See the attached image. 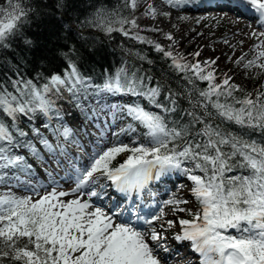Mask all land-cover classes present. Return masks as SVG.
<instances>
[{
	"label": "snow or ice",
	"instance_id": "6c2138e0",
	"mask_svg": "<svg viewBox=\"0 0 264 264\" xmlns=\"http://www.w3.org/2000/svg\"><path fill=\"white\" fill-rule=\"evenodd\" d=\"M208 2L211 0H163L170 8L183 11L201 5L208 10ZM241 5L250 7L264 27V0H227L226 3L215 0L214 3V7L221 11L229 6L237 8ZM128 6L135 9L136 0H131ZM57 7L63 9L64 0H58ZM29 12L18 0H9V8L0 9V48L9 47L10 38L18 35L21 27L28 22ZM114 15L105 9H97L86 23L108 34L122 31L125 36L129 33L124 31V24L138 27L135 20H112ZM146 15L155 18L156 10L149 5ZM116 23L121 28H114L113 24ZM252 35L259 39L264 32H253ZM166 38L173 39L171 35ZM134 39L144 42L138 35ZM31 43L25 40V44L30 46ZM262 46L264 41L254 47ZM155 48L172 60L171 67L183 72L189 83H193L188 75L189 70L198 79L208 82V88L199 91V98L193 100L189 93L190 109H179L175 98L177 93L170 89L164 97L170 106L161 103L158 99L161 86L149 87L145 81L150 82L151 77L138 75L139 70L130 71L126 66L107 74L102 84H93L90 78L80 73L68 53H61L68 63L63 76L53 74L41 87L31 80L22 79L12 81L14 92L0 85V184H10L11 180H15L33 193L38 192L37 186L21 180L20 174L32 175L31 165L25 156L14 151L25 149L37 160L44 159L33 139L29 138V133L19 126L22 116L29 121L34 120L37 114L46 118L43 127L57 141L56 148L65 157L64 163L72 166L74 158L60 143L61 139L75 144L87 154L84 145L73 139V129L66 124L62 112L56 107V101L51 98L53 95L59 98L62 90L70 93L88 120H98L100 114L107 110L113 121L130 118L134 122L120 132H114V136L135 132V124L144 129L145 138L143 143L133 140V146L120 143L101 153L94 152L88 167L75 168L72 194L86 195L89 197L87 200L64 202L60 197L69 195L64 191L58 194L53 191L35 201L31 196L0 195V264H164L146 241L149 233L137 230L131 223H114L113 214L101 207L90 211L93 208L91 198H100L103 193L85 190L96 184V173L107 177L118 191L130 193L143 189L151 179H158L168 172L187 175L193 182L192 195L200 208L199 213L192 214L191 221H180L182 235L175 237L177 241H190L193 250L201 256V264H264V144L245 135L225 131L219 124L211 122L220 119L241 129L264 133V101H261L264 93H258L255 99L251 98V94L238 98L234 92L242 90L230 85V78L224 79L222 84H215L213 72L206 71L199 63H181L183 57L178 60L160 45H155ZM194 55L199 56L200 53ZM260 58H264V51L258 53L257 59ZM215 62L205 61L204 64L210 67ZM253 65L264 69V64L256 65L255 60L248 61L245 68ZM105 95L143 97L164 115L148 111L139 103L101 105L100 100ZM88 96H92L97 104V107L91 108V115L81 103V97L87 99ZM221 97L224 98L223 102ZM178 110L182 113L181 118L169 121L168 114ZM183 115L188 117L187 122H182ZM53 119L56 121L55 127L52 126ZM31 134L53 156L57 166L63 167L48 137L34 126L31 127ZM101 136H104L103 130ZM122 153L130 154L119 166L110 167L111 161ZM185 164L191 167H184ZM237 169L241 170L240 175H228ZM155 219L158 217L146 218L144 223L151 224ZM150 239L167 251L159 243L161 237L155 229L151 230Z\"/></svg>",
	"mask_w": 264,
	"mask_h": 264
},
{
	"label": "rangeland",
	"instance_id": "374dc122",
	"mask_svg": "<svg viewBox=\"0 0 264 264\" xmlns=\"http://www.w3.org/2000/svg\"><path fill=\"white\" fill-rule=\"evenodd\" d=\"M214 3L215 0H211V2L207 3L208 10H205V6L201 5L198 8H191L189 11H183L170 8L163 3V0H136L137 14L134 16L133 20L136 21L138 27H134L133 36L135 37L138 35L143 38V41H151V44L154 47L155 45H160L164 51L171 52L173 57H176L177 59L182 53H184L186 47L192 46L194 50L196 49V53L198 52L200 55L192 60L183 59L187 64L199 63L206 71H212L213 74H215L212 70L214 65L211 64L213 66L210 69V67L205 65L204 62L216 61V66L220 67L222 71H225L226 69L227 73H229L231 70L230 73L235 75L234 78L236 80L245 82L247 81V78L250 79L255 77V85L258 86L257 91H260L259 93H264V69L256 67L255 65L248 69L245 68L248 61L252 60H255L256 65L264 64V58L257 59L258 53L264 51V46L261 48L254 47L257 44H260L261 41H264V37L260 36L259 39H257L252 35L253 32H264V29L258 28L257 19L255 25L253 23L249 24V21H245L243 17L238 16L228 8H225L224 11L215 8ZM221 3H225V1L221 0ZM149 5L156 10L155 18L146 15V10L149 8ZM165 13H169V15H165ZM181 17L184 18L182 19ZM167 35H171L173 39L168 40L166 38ZM241 57H243V60H241ZM238 60H240V63H237ZM261 101H264V95L261 96ZM130 103L131 102H129L128 99H125L122 96L109 98L104 96L103 99L100 100L101 105H124ZM93 107H97V104L95 103ZM77 112L82 114L81 108L77 107ZM71 114V110H68L66 114L67 118L64 119V121L73 129V139L78 140L80 144L84 145L87 154L77 148L75 144L64 142L63 139H61L60 143L64 145L66 151L74 158V165L70 166L67 163H64L65 157L59 154V148L54 147L56 148V158L64 164L63 167H58L54 162L53 156L47 151L45 153L40 152L44 159L42 161L35 160L36 167L33 170L31 169L32 175L24 176L23 174H20L21 180L27 181L28 185L37 186L38 192L33 193L30 188L21 186L15 180H11L10 184H0V195L11 193L17 197L31 196L33 201H35L53 191L57 192V194L60 191H64L69 193V195L60 197V200L64 202L73 200L75 196H82L87 200L89 197L86 195L80 193L72 194V189L75 187V168L84 169L88 167L91 163L90 158L94 152L101 153L102 151L120 143L133 146V140H136L137 143L144 142V129L135 124V132L119 136L113 135L114 132H120L122 128L127 127L129 124H133L134 122L130 118H117L113 121L111 115L105 110V112L100 114L98 120L96 118L91 120L85 118V126H83L84 123L81 122L83 120L80 116H78L79 120L77 114L76 116ZM88 115H91V112ZM106 124L109 125V127H105ZM102 130L104 131V136H101ZM46 137H48V134ZM20 152H23V150L20 149L19 152L16 151V154L20 155ZM129 154L130 153H122L119 155V160L121 161L120 164L124 162ZM184 167H191V165L185 164ZM49 173H51V175H49ZM169 173L171 174L172 179L168 180V183H163L165 186L162 187V189H160L159 184L157 186L151 185V187H153L148 188L144 192V197L145 195L147 196L145 200L143 198V202H141L142 200L140 201L139 198H134L137 203L130 205V207H126L128 209L126 212H130L132 216L127 223L133 224V222L136 221L137 224L133 225L137 230H145L149 235L151 230L155 229L161 237L159 243L164 245L167 251H165L164 248L158 247L151 239L147 241L152 242L156 248L155 251L157 255L163 259L162 261L164 264H195L199 261L201 256L194 254L189 249H193L190 241H187L188 243L183 246L182 241H177L175 239L177 235H182L180 221H191L193 219L192 214L199 213L200 211L199 205L191 191L193 182L188 179L187 175L180 172H178L180 179L174 178L175 172ZM95 178L97 181L96 184L90 185L85 191L94 190L100 192L98 186L103 182L109 183L107 189H112V187L113 189L116 188L107 177L100 173H96ZM175 185L176 189H171L172 186L175 188ZM166 186L167 191L165 190ZM164 191H169L170 193L164 195L161 199V194ZM150 193H152L153 197L148 199ZM119 194L120 191L115 189L114 192L109 191L107 194L103 195V204L92 202L91 200L90 203L94 208L101 207L105 212L113 214L114 222L123 223L125 221L120 220L118 218L119 215L117 214L123 212L124 207H122V205H125L126 202H122L123 199L121 197L123 195V198L126 200L128 193L122 195ZM106 195L107 197H105ZM116 196H119V205H113ZM156 197L158 200L160 198L161 201L155 202L154 199ZM94 199L97 200L98 198L95 197ZM169 201H187V203H168ZM140 204L146 209L154 206L155 208L150 214L146 215L142 213L140 216L137 215V211L135 210ZM180 209H184V211H181ZM153 216L158 217V219L153 220L151 224L144 223L146 218L151 219ZM169 221L171 224H169ZM231 234L235 233L232 232ZM174 245H176V250H173L172 248ZM180 252H183V256L184 253L186 254V252H189L190 256L186 254L187 260H183L182 257L175 255L176 253L180 255ZM176 257L178 258L176 259Z\"/></svg>",
	"mask_w": 264,
	"mask_h": 264
},
{
	"label": "trees",
	"instance_id": "16d2710c",
	"mask_svg": "<svg viewBox=\"0 0 264 264\" xmlns=\"http://www.w3.org/2000/svg\"><path fill=\"white\" fill-rule=\"evenodd\" d=\"M18 2L30 10L28 22L21 27L18 35L10 38L8 48H0V85L7 87L10 92L15 91L12 87V81L17 79L31 80L38 87H41L48 82L53 74L63 76L68 69V63L61 53H68L69 58L76 63L80 73L84 77L90 78L91 82L96 85L102 84L107 74H113L121 67L126 66L130 71L139 70L138 75L152 78L150 82L145 81L149 87H155L157 84L161 86V95L158 98L161 103L170 106L164 99L169 89L177 93L175 98L181 110L192 107L188 99L189 93L195 100L199 98L200 90L208 88V82L198 79L190 70L188 75L192 77L193 83H189L184 78L183 72L171 67L172 60L165 57L163 52L156 51V48L147 40L141 42L134 39V27L130 23L123 25L124 31L129 33L127 36L122 31H113L108 34L98 28L88 26L86 23L88 19L93 17L97 9H105L109 13H115L116 15L111 17L112 20L119 18L133 20L137 14V6L135 9L129 7L131 0H64L65 7L63 9L57 7L58 0H18ZM8 8L9 0H0V9ZM65 25L67 26L65 27ZM113 27L119 29L121 25L116 23L113 24ZM25 40H30L31 45L25 44ZM195 50L192 46L186 47L180 57L185 60L196 59ZM181 63L187 64L183 60ZM213 65L210 66V69L213 66L212 70L215 73L213 82L215 84H222L224 79L230 78L229 84L236 85L242 90L234 92L236 97L243 98L245 94H251L252 99L256 98L260 91H257L258 86L255 85V77L247 78V81L242 82L234 78L235 75L230 73L231 70L227 73L226 69L222 71L220 67L216 66L217 64ZM121 96L131 103L141 104L148 111L164 115L160 109L153 106L151 108V105L143 97L105 95L107 98ZM51 98L56 101V107L60 109L64 119L67 118V111L71 110V115L80 116L83 120L81 122L85 126V117H83L85 115L82 116L77 112L76 102L67 90H62L59 98L55 95ZM223 99L221 97V102ZM81 103L87 113L90 114L96 100L92 96H88L87 99L81 97ZM196 111L202 115L199 109ZM181 115L182 113L178 110L176 113L168 114L167 118L169 121L176 120L180 119ZM4 119L10 123L7 118ZM45 119L43 115L37 114L32 121L23 116L19 120V126L29 133V138L33 139L38 151L42 153H45L46 150L32 137L31 127L33 126L39 128L44 136L48 134L49 141L56 147V140L43 127ZM187 120L188 117L183 115L182 122H187ZM211 122L214 125L219 124L225 131L242 134L259 144H264V133L241 129L235 124L227 121L222 122L220 119ZM52 126H56L55 119L52 121ZM196 127L199 128L200 125L197 124ZM19 150L14 151L16 153ZM21 150L23 152H20V155L25 156L27 163L31 165L33 170L36 167L35 160L37 159L25 149ZM120 162L118 155L111 161L110 167H117ZM197 174L203 175V173ZM240 174L241 170L239 169L228 173L230 176Z\"/></svg>",
	"mask_w": 264,
	"mask_h": 264
},
{
	"label": "bare ground",
	"instance_id": "6f19581e",
	"mask_svg": "<svg viewBox=\"0 0 264 264\" xmlns=\"http://www.w3.org/2000/svg\"><path fill=\"white\" fill-rule=\"evenodd\" d=\"M223 1H225V3L227 2V0H223ZM226 8H228V9H230L231 11H233L234 13H236L238 16H241V17H243L244 19H245V21L247 20V21H249L248 23L249 24H251V23H253L254 25H255V21H256V19H257V14L256 13H254L251 9H250V7H245V6H243V5H241V6H239V7H237V8H232L231 6H229V7H226ZM161 9V8H160ZM229 10V11H230ZM161 13V12H160ZM257 26H258V28H262V29H264L260 24H259V22H258V20H257ZM254 27V26H253ZM261 32H263V31H261ZM264 37V36H263ZM174 174V173H173ZM174 178H178V179H180V177H179V173L178 172H175V174H174ZM155 179V180H154ZM153 180L151 179L147 184H146V186L143 188V189H141V190H139V191H137V190H133V191H131L130 193H128L127 194V196H126V200L123 198V195L122 194H125L124 192H120V194L119 195H122V199H123V201L122 202H126V204L125 205H122V207H124V210H123V212H122V216H119L118 218L121 220V217L123 218V220L122 221H125L124 219H129L128 218V212H126L128 209L126 208V207H130V205H132V204H136L137 202H135V200H134V198L135 199H137V198H139V200L141 201V202H143V198H144V200H145V198H146V196L147 195H145V197H144V192H145V190H147L148 188H152L151 187V185H155V186H157L158 184L160 185V189H162V187H164L165 185H163V183H165V182H167L168 180H171L172 179V176H171V174L168 172V173H166V174H164V175H162L160 178H154ZM157 180H159V181H157ZM157 181V182H156ZM155 183V184H154ZM168 183V182H167ZM171 183V182H170ZM107 186H108V183H106V182H103V183H101V185H99L98 187H99V190H100V192L101 193H103V195H105V194H107L109 191H111V192H114V191H112L111 189H107ZM171 189H176V185H175V188H174V186H172L171 187ZM165 190L167 191V186H166V188H165ZM166 191H164L162 194H161V199H162V197L164 196V195H166V194H168V193H170L169 191H171V190H169L168 192H166ZM149 193V192H148ZM158 194V193H157ZM103 195L101 196V198H98L97 200H95L94 198L95 197H92L91 198V201L92 202H97V203H101V204H103ZM105 197H107V195L105 196ZM153 197V195H152V193H150L149 194V196H148V199H151ZM80 199L81 201L82 200H85L82 196H75L74 197V199ZM119 196H116L115 197V201L113 202V205H119L118 203H119ZM161 199L159 198V200L157 199V197L154 199L155 200V202H158V201H161ZM105 200V199H104ZM139 202V201H138ZM146 202V201H145ZM146 203H148V202H146ZM158 204V203H157ZM156 204V205H157ZM144 205V204H143ZM93 206V205H92ZM121 206V205H120ZM134 207V206H133ZM155 208V206L154 207H152V208H149V210H150V213L153 211V209ZM146 208H144V206H142L141 204L139 205V207L138 208H136L135 210L137 211V215H142V213H143V211L145 210ZM90 211L91 210H94V206H93V208L92 209H89ZM114 222V221H113ZM114 223H117V222H114ZM143 232H146L145 230H143ZM147 233V232H146ZM150 239V235H148V236H146V241L147 240H149ZM148 242V241H147ZM183 242V246H185L188 242L187 241H182ZM149 243V245L151 246V247H153L154 249H156L155 247H154V245L152 244V242H148ZM191 243V242H190ZM178 244V243H177ZM167 246H169V245H167ZM178 246V245H177ZM173 250L176 248V245H174L173 247ZM183 248V247H182ZM194 254H197V255H200L198 252H194V250L192 249V248H189ZM172 250V251H173ZM176 250V249H175ZM156 252V251H155ZM159 252H160V250H159ZM162 253V252H161ZM183 252H180V255L179 254H175V255H178V257H182V259L183 260H187L186 258H187V255L188 256H190L189 254V252H186V254L184 253V256H183V254H182ZM157 254V253H156ZM171 254V253H170ZM160 255V254H159ZM162 255V254H161ZM174 256V255H173ZM178 257H176V259L178 258ZM160 258V257H159ZM191 258V257H190ZM161 260H163L162 258H160ZM190 261H191V259H190ZM189 262V261H188ZM195 264H201V257H200V259H199V261L198 262H196Z\"/></svg>",
	"mask_w": 264,
	"mask_h": 264
}]
</instances>
